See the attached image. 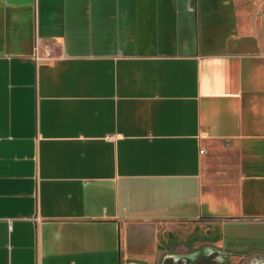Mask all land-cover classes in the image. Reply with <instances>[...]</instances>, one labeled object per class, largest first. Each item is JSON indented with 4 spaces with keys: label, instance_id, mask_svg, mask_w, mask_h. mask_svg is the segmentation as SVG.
I'll use <instances>...</instances> for the list:
<instances>
[{
    "label": "crops",
    "instance_id": "0c3cea01",
    "mask_svg": "<svg viewBox=\"0 0 264 264\" xmlns=\"http://www.w3.org/2000/svg\"><path fill=\"white\" fill-rule=\"evenodd\" d=\"M200 221L264 264V0H0V264H162Z\"/></svg>",
    "mask_w": 264,
    "mask_h": 264
},
{
    "label": "rangeland",
    "instance_id": "374dc122",
    "mask_svg": "<svg viewBox=\"0 0 264 264\" xmlns=\"http://www.w3.org/2000/svg\"><path fill=\"white\" fill-rule=\"evenodd\" d=\"M214 224L209 221H200L199 223H194L189 225V228H179L172 230L171 234L166 226L161 229V237L166 239L165 233H169L167 238H171V241L178 246L187 247H201L205 245H217V236L214 228ZM168 231V232H167ZM175 236L177 239H172ZM246 248V247H243ZM247 249H244V251ZM164 260V259H163ZM162 260V261H163Z\"/></svg>",
    "mask_w": 264,
    "mask_h": 264
},
{
    "label": "flooded vegetation",
    "instance_id": "af4514ba",
    "mask_svg": "<svg viewBox=\"0 0 264 264\" xmlns=\"http://www.w3.org/2000/svg\"><path fill=\"white\" fill-rule=\"evenodd\" d=\"M223 256L217 246L205 245L186 255L163 260L162 264H221Z\"/></svg>",
    "mask_w": 264,
    "mask_h": 264
}]
</instances>
